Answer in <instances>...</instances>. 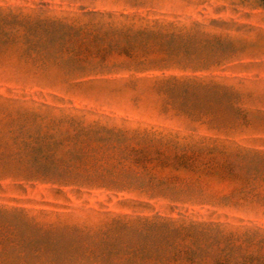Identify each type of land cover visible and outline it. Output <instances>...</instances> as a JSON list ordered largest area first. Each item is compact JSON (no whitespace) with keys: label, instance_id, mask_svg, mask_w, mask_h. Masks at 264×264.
<instances>
[{"label":"rangeland","instance_id":"obj_1","mask_svg":"<svg viewBox=\"0 0 264 264\" xmlns=\"http://www.w3.org/2000/svg\"><path fill=\"white\" fill-rule=\"evenodd\" d=\"M159 27L202 33L227 55L198 69L137 64L160 55L136 32ZM168 77L231 95L167 94L157 83ZM90 128L120 133L126 145L194 152L206 167L153 163L147 173L201 196L63 187L26 177L16 158L2 156ZM0 208L55 234L28 264L93 260L92 247L71 251L74 228L95 236L112 221L137 219L215 226L230 236L231 254L264 264V2L0 0Z\"/></svg>","mask_w":264,"mask_h":264},{"label":"trees","instance_id":"obj_2","mask_svg":"<svg viewBox=\"0 0 264 264\" xmlns=\"http://www.w3.org/2000/svg\"><path fill=\"white\" fill-rule=\"evenodd\" d=\"M136 33L142 38L141 42H149L151 45L147 46L160 55L157 59L137 63L147 64L150 66L148 69L162 70L169 68L170 65L204 68L227 55L222 42L217 40L211 44L212 42L202 40L203 34L198 32L167 33L159 27L154 31ZM157 88L167 94L206 93L218 100L231 95L229 88L224 86L201 85L196 81L184 83L175 77L160 80ZM125 139L122 134H116L111 130L90 128L76 133L66 143L17 147L14 152L2 156L8 161L16 158L22 167L21 173L26 177L63 187L136 189L145 193L158 190L154 194L164 196L167 194L166 196L170 198L201 196L202 193L199 191L176 188L174 182L155 179L147 173V167L153 163L171 162L176 167L190 169L195 164L206 167V163H202L194 152L190 153L177 147L166 152L155 146H132L119 141ZM213 227L209 228L195 222L184 225L171 220L137 219L133 223L112 221L105 230L95 236L86 235L81 229L74 228L75 233H70L73 243L71 251L81 249L86 251L88 247H92L94 252L89 253V256L95 257L92 260L81 254L76 261L73 255L71 262L72 264H80L81 261L85 264L251 262L252 258L231 254L235 247L230 243V236H224L215 226ZM50 233L49 230H42L37 223L27 219L20 210L0 208V264L23 262L28 264L27 258L38 252L36 246L44 243L45 239L54 237L55 234Z\"/></svg>","mask_w":264,"mask_h":264}]
</instances>
